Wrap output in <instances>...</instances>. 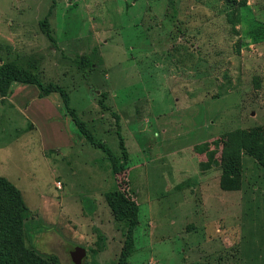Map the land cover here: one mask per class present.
Instances as JSON below:
<instances>
[{"label":"rangeland","instance_id":"obj_1","mask_svg":"<svg viewBox=\"0 0 264 264\" xmlns=\"http://www.w3.org/2000/svg\"><path fill=\"white\" fill-rule=\"evenodd\" d=\"M7 62L66 101L0 87V264H117L119 196L126 264H264V0H0Z\"/></svg>","mask_w":264,"mask_h":264},{"label":"trees","instance_id":"obj_2","mask_svg":"<svg viewBox=\"0 0 264 264\" xmlns=\"http://www.w3.org/2000/svg\"><path fill=\"white\" fill-rule=\"evenodd\" d=\"M49 39L53 41L52 36L48 33H46ZM23 82L24 84H33L35 85L39 90L40 93L43 92H50V91H56L60 95L63 96V102L66 101V96L64 95V91L61 87L54 83H48L46 86L42 85V83L28 70L18 68L15 64L12 62H7L4 65L0 66V87L4 86L8 82ZM101 106H103L101 104ZM80 131V130H79ZM81 132V131H80ZM82 133V132H81ZM117 138H118V147L125 156V148L121 139V136L119 132H116ZM99 147H101L102 151H108L107 147L104 145L98 144ZM109 153V152H108ZM113 158V157H112ZM113 161V159H112ZM118 201L113 203L110 207L112 211V216L116 220H122L124 218L128 219V226L127 231L125 233V237L123 240V244L119 253L118 263L117 264H126V258L129 254L130 246H131V231L133 226L136 224V205L133 200L130 198H124L122 196L118 197ZM23 208H27L24 205H22ZM31 237V234L29 235Z\"/></svg>","mask_w":264,"mask_h":264},{"label":"water","instance_id":"obj_3","mask_svg":"<svg viewBox=\"0 0 264 264\" xmlns=\"http://www.w3.org/2000/svg\"><path fill=\"white\" fill-rule=\"evenodd\" d=\"M85 250L78 245L73 246L70 249V259L73 264H80L81 257L84 255Z\"/></svg>","mask_w":264,"mask_h":264}]
</instances>
